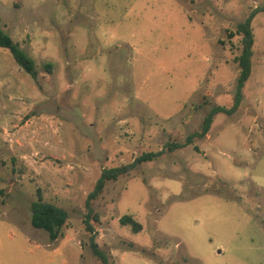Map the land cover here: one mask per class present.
I'll use <instances>...</instances> for the list:
<instances>
[{
  "label": "rangeland",
  "instance_id": "374dc122",
  "mask_svg": "<svg viewBox=\"0 0 264 264\" xmlns=\"http://www.w3.org/2000/svg\"><path fill=\"white\" fill-rule=\"evenodd\" d=\"M250 18L239 104L194 136L235 107ZM0 24L39 70L0 48V264H104L94 243L110 264H264V0H0ZM39 191L69 213L55 241Z\"/></svg>",
  "mask_w": 264,
  "mask_h": 264
},
{
  "label": "trees",
  "instance_id": "16d2710c",
  "mask_svg": "<svg viewBox=\"0 0 264 264\" xmlns=\"http://www.w3.org/2000/svg\"><path fill=\"white\" fill-rule=\"evenodd\" d=\"M255 14V13H254ZM252 14V16L254 15ZM243 32L244 36V50L240 57V64L242 66V72L238 79L237 84V93H236V101L235 107L233 109H227L224 107H216L214 108L208 116L204 118V122L202 125V131H198L195 135L205 136V134L210 129L211 123L213 121V116L219 111L229 112L235 110L242 96V87L244 82L248 79L251 70V54H252V43L254 40V35L251 28V18L246 22L240 24L238 32ZM0 48L7 49L14 57L16 62L20 67H22L26 72H28L34 79H37L39 76V70L34 58L20 45L19 42L15 41L12 36L1 26L0 24ZM48 67H51V64H48ZM191 135L189 137V142L192 138ZM175 147V145H173ZM155 153L149 152L144 153L137 157L134 162L130 164H124L112 168H106L102 171L97 184L95 185L94 190L89 194L87 204H90V200L96 198L97 195L103 190L106 181L115 180L120 175L127 173L131 168H133L136 164L141 163L146 160H150L154 157ZM90 211L89 213H91ZM69 218L68 211L56 205L53 202L47 201L43 198L41 191L38 192V197L31 203V223L34 227L45 230L51 241H55L63 234V226L66 224ZM121 222L123 224H130L133 229L138 232L141 229V224L136 221L130 215H124L121 217ZM86 226L89 231L93 232L94 227L89 222L86 221ZM94 247L97 253H99L100 257L104 264H110L107 256L100 252L96 247V243H94Z\"/></svg>",
  "mask_w": 264,
  "mask_h": 264
}]
</instances>
